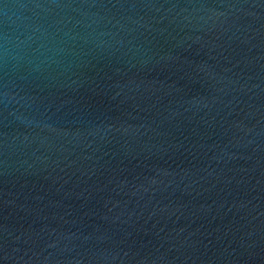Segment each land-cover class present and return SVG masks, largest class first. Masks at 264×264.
I'll return each instance as SVG.
<instances>
[{
  "label": "water",
  "instance_id": "95a60500",
  "mask_svg": "<svg viewBox=\"0 0 264 264\" xmlns=\"http://www.w3.org/2000/svg\"><path fill=\"white\" fill-rule=\"evenodd\" d=\"M0 264H264V0H0Z\"/></svg>",
  "mask_w": 264,
  "mask_h": 264
},
{
  "label": "clouds",
  "instance_id": "9594fccd",
  "mask_svg": "<svg viewBox=\"0 0 264 264\" xmlns=\"http://www.w3.org/2000/svg\"><path fill=\"white\" fill-rule=\"evenodd\" d=\"M23 7V6H22ZM37 7H39V5H37Z\"/></svg>",
  "mask_w": 264,
  "mask_h": 264
}]
</instances>
